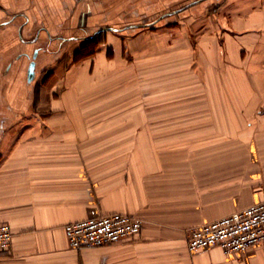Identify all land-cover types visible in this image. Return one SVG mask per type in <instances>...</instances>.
Listing matches in <instances>:
<instances>
[{
	"label": "crops",
	"instance_id": "0c3cea01",
	"mask_svg": "<svg viewBox=\"0 0 264 264\" xmlns=\"http://www.w3.org/2000/svg\"><path fill=\"white\" fill-rule=\"evenodd\" d=\"M100 1L0 0V223L13 233L0 264H264V243L236 256L188 249L191 228L264 198V134L254 131L264 133V0H214L213 27L204 5L177 35L145 30L126 40L110 31L121 18H94ZM196 18L203 22L192 27ZM83 29L94 31L88 38L106 32V44L79 71L64 72L56 47ZM143 43L153 52L158 43H214L215 64H230L239 83L216 88L213 105L93 115L94 104L79 99L90 73L104 72L90 66L109 61L107 46L116 59L122 44L137 56ZM47 65L53 73L43 81ZM110 212L140 217V232L70 247L65 224Z\"/></svg>",
	"mask_w": 264,
	"mask_h": 264
},
{
	"label": "rangeland",
	"instance_id": "374dc122",
	"mask_svg": "<svg viewBox=\"0 0 264 264\" xmlns=\"http://www.w3.org/2000/svg\"><path fill=\"white\" fill-rule=\"evenodd\" d=\"M163 3L164 5L152 0H101L94 5V18L106 19L107 22L109 19L121 18L110 31H115L122 40L145 30L171 29L177 35L182 30V23L195 18L193 9L204 5L206 11L203 14L210 17L206 18V25H214V0H168ZM82 4L80 3V10H83ZM201 20L203 22L202 18H196L192 27ZM197 31L196 27L195 32ZM93 33L94 31L86 29L72 33L71 36L77 40L66 41L56 47L62 54L58 60L64 63V72L72 67L73 71H79L80 67L85 66L83 61L93 59L98 48L105 46L106 32L101 31L96 39L97 44L92 49L85 50L88 36ZM160 44L157 45V51L153 52L151 48L148 51V43H143L146 47L137 56L136 49L131 50L127 44H122L123 55L116 59L112 47L107 46L106 58L109 61L94 69L91 65L88 69L90 72L95 70L104 74L94 76L90 73L91 78L87 80L85 89L88 94L81 95L79 101L94 104L97 111L93 115L95 113L101 118H121L133 110L130 109L133 105H179L189 102L213 105L216 88L223 89V93H226V89L239 83L236 70H232L230 64L224 61L219 65L215 64L214 43H169L158 48ZM77 51L79 56L76 58ZM52 65H47L42 70V73L48 71L43 81L53 73ZM222 98L225 99L224 95ZM254 131L256 136L264 134L261 129L255 128Z\"/></svg>",
	"mask_w": 264,
	"mask_h": 264
},
{
	"label": "built area",
	"instance_id": "2783aa9c",
	"mask_svg": "<svg viewBox=\"0 0 264 264\" xmlns=\"http://www.w3.org/2000/svg\"><path fill=\"white\" fill-rule=\"evenodd\" d=\"M143 220L121 212L96 213L64 225L70 247H97L136 236ZM13 233L8 223H0V251L11 245ZM264 243V198L218 219L193 227L188 249L193 253L219 246L229 256L242 255Z\"/></svg>",
	"mask_w": 264,
	"mask_h": 264
},
{
	"label": "trees",
	"instance_id": "16d2710c",
	"mask_svg": "<svg viewBox=\"0 0 264 264\" xmlns=\"http://www.w3.org/2000/svg\"><path fill=\"white\" fill-rule=\"evenodd\" d=\"M100 34V31H98L96 33V35H94L92 38H89V40L85 43L84 47H85V50L87 49H92L93 48V45H96V39L98 37V35ZM84 50V49H83ZM83 52V51H82ZM79 56V53L78 51L75 53V57L77 58Z\"/></svg>",
	"mask_w": 264,
	"mask_h": 264
},
{
	"label": "water",
	"instance_id": "95a60500",
	"mask_svg": "<svg viewBox=\"0 0 264 264\" xmlns=\"http://www.w3.org/2000/svg\"><path fill=\"white\" fill-rule=\"evenodd\" d=\"M34 66H35L34 61L33 60L30 61L29 65H28V69H27V79H28V81L32 80L33 77H34Z\"/></svg>",
	"mask_w": 264,
	"mask_h": 264
}]
</instances>
